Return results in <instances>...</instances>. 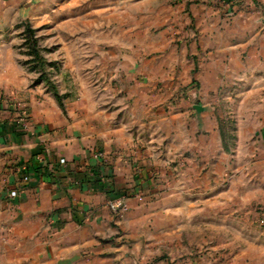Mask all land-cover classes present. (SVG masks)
<instances>
[{
	"label": "crops",
	"instance_id": "1",
	"mask_svg": "<svg viewBox=\"0 0 264 264\" xmlns=\"http://www.w3.org/2000/svg\"><path fill=\"white\" fill-rule=\"evenodd\" d=\"M207 1L202 0V14L194 20L184 16L175 22L191 25L185 32L180 28L187 37L197 32L196 26L201 39L217 44L212 42L210 61L197 74L193 50L176 70L174 89H191L196 76L202 93L194 95L191 89L176 95L167 114L158 85L141 82L111 99L88 97L86 89L79 96L69 91L62 97V111L51 94L29 87L16 55L0 47V91L5 94L0 97V264H21L20 255L31 258L26 264H39L40 258L43 264L173 262L166 248L179 246L177 233L188 228L191 217L190 209L180 217L179 203L207 197L205 190L189 191L188 184L209 179L211 164L226 163V129L212 103L226 104L236 96L241 114L236 136L264 161V0H221L234 3L237 14L231 19L214 14ZM183 6L188 7L184 0L178 2L179 9ZM1 25L0 19V35ZM58 91L65 90L58 86ZM19 96L31 107L28 130L9 113ZM103 100L108 106L100 111ZM94 151L104 158L95 160ZM166 162L186 170L185 177L177 176L181 185L169 194L176 203L168 207L153 177ZM18 163H33L39 171L12 207L5 208L4 180L14 188ZM194 169L198 178L190 179ZM140 189H154L149 196L156 202L139 206L133 196ZM120 195L127 197L130 211L116 228L105 203Z\"/></svg>",
	"mask_w": 264,
	"mask_h": 264
},
{
	"label": "rangeland",
	"instance_id": "2",
	"mask_svg": "<svg viewBox=\"0 0 264 264\" xmlns=\"http://www.w3.org/2000/svg\"><path fill=\"white\" fill-rule=\"evenodd\" d=\"M178 2L181 0H0V47L16 55L18 64L25 69L29 87L39 88L55 99L58 95H70L69 91H76L79 96L82 89H86L88 97L111 99L125 95L127 86L156 83L166 99L163 106L167 114L176 95H186L192 90L194 95L202 93L196 76L192 78V90L173 87L176 70L193 56L185 53L195 52L192 71L197 74L210 61L212 42L213 46L217 45L212 40L201 39L196 26L195 36L187 37L181 30L185 32L191 25L175 23L184 16L194 20L202 14L201 7L206 2L184 0L188 7L182 9L178 8ZM207 2L214 14L225 19L237 14L231 1ZM58 86L64 88V93L58 91ZM132 91L136 93V89ZM2 92L1 98L5 95ZM21 96L20 102L8 110L16 119L31 114L30 105ZM235 99L234 95L231 102L210 105L226 129L223 137L226 163L222 162L220 167L211 164L209 179L202 180L200 176L202 182L188 184L189 191L197 194L205 190L207 197H193L180 203L178 200L179 205L182 203L179 208L184 211L180 217L191 210L190 224L177 233L179 246L166 248L174 259L168 264H264V161L259 160L257 150L252 152L251 146L239 142L236 136L241 114ZM62 100L56 101L64 111ZM103 101L98 105L100 111L108 106ZM30 123L29 120L27 130ZM161 167L162 171L156 170L153 177L157 181L156 191L166 198L163 203L168 207L176 203L169 194L181 185L176 181L177 176L185 177L186 170L170 162ZM193 173L189 178L194 179V175L198 178L195 169ZM197 173L202 175L203 170L198 169ZM137 193L143 196L142 202L135 198ZM150 193L140 189L133 197L139 206H148L156 202ZM107 203L105 207L117 228L130 206L126 200V210L116 215ZM3 205L11 208L13 201ZM48 234L53 236L52 228ZM19 260L30 263L31 258L20 255ZM39 260L43 264L42 258Z\"/></svg>",
	"mask_w": 264,
	"mask_h": 264
},
{
	"label": "built area",
	"instance_id": "3",
	"mask_svg": "<svg viewBox=\"0 0 264 264\" xmlns=\"http://www.w3.org/2000/svg\"><path fill=\"white\" fill-rule=\"evenodd\" d=\"M16 124L22 130H27L28 121L27 118L20 117L16 120ZM93 158L95 160H100L104 158V154L101 151H96L93 153ZM65 160H60V164H64ZM16 174V184L14 188H9L7 186L6 180H4L3 191L5 193V197L7 201H13L17 199L24 191L27 185L31 182L32 173L30 172V167L28 164H19L15 168ZM135 198L138 201H143V196L139 193L135 195ZM126 200L127 197L125 195H120L115 199L109 200L107 203L108 208L116 215H120L123 211L126 210Z\"/></svg>",
	"mask_w": 264,
	"mask_h": 264
},
{
	"label": "trees",
	"instance_id": "4",
	"mask_svg": "<svg viewBox=\"0 0 264 264\" xmlns=\"http://www.w3.org/2000/svg\"><path fill=\"white\" fill-rule=\"evenodd\" d=\"M61 99H62L61 96H59V95L56 96V100H57L58 102H60ZM29 167H30V172H31L32 174H37V173H38L39 169H38V167H34L33 163H31V164L29 165Z\"/></svg>",
	"mask_w": 264,
	"mask_h": 264
}]
</instances>
